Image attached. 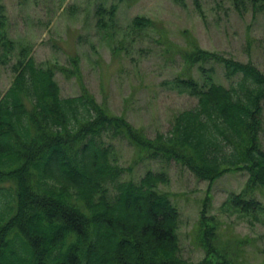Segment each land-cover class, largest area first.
Listing matches in <instances>:
<instances>
[{"label": "trees", "instance_id": "obj_1", "mask_svg": "<svg viewBox=\"0 0 264 264\" xmlns=\"http://www.w3.org/2000/svg\"><path fill=\"white\" fill-rule=\"evenodd\" d=\"M252 1L264 9V0ZM180 56L197 65L203 84L175 79L196 104L153 138L113 115L84 86L77 96L61 97L53 68L32 59L21 63L0 96V190L9 184L2 191L4 210L0 203L2 264H190L179 251V213L158 189L166 174L148 170L138 181L124 179L132 168L113 157L107 142L113 137L126 138L140 159L174 161L209 183L246 170V188L230 204L245 213L257 204L242 196L264 186V74L200 48ZM212 61L223 65L227 78H240L229 87L215 83L208 74L213 68H205ZM205 213L204 206L197 223L201 246L224 260L213 246L217 226Z\"/></svg>", "mask_w": 264, "mask_h": 264}, {"label": "rangeland", "instance_id": "obj_2", "mask_svg": "<svg viewBox=\"0 0 264 264\" xmlns=\"http://www.w3.org/2000/svg\"><path fill=\"white\" fill-rule=\"evenodd\" d=\"M136 17L149 22L138 26ZM194 47L248 62L264 74V9L252 0H0V96L21 63L32 59L54 69L61 97L77 96L84 86L113 115L153 138L170 128L178 112L196 104L197 98L175 82L191 78L203 84L197 65L184 64L180 56ZM205 68H213L208 74L225 87L240 78H227L220 62ZM262 106L259 143L264 150V100ZM107 142L116 161L132 168L124 179L138 181L148 170L166 174L158 189L168 193L179 213L183 259L190 264L207 258L209 264H264V186L242 196L257 202L250 212L230 204L246 188V170L209 183L174 161L140 159L126 138ZM4 186L2 210V191H9V184ZM204 206L217 226L213 246L224 260L201 246L197 223Z\"/></svg>", "mask_w": 264, "mask_h": 264}]
</instances>
